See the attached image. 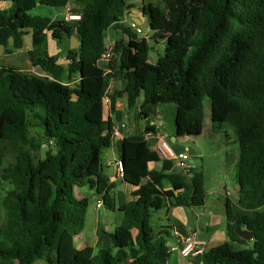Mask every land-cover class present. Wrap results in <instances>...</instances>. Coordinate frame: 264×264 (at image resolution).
Returning <instances> with one entry per match:
<instances>
[{"label":"trees","instance_id":"obj_1","mask_svg":"<svg viewBox=\"0 0 264 264\" xmlns=\"http://www.w3.org/2000/svg\"><path fill=\"white\" fill-rule=\"evenodd\" d=\"M71 1L0 5V46L8 54L23 50L30 30V62L43 74L0 65V186L6 184L0 264H167L172 227L153 228L152 212L204 204L201 169L192 167L190 175L175 170L143 133H132L121 142L122 181L147 180L138 198L117 208L109 194L113 185L100 173L111 139L104 124L109 78L123 82L117 94L126 95L129 109L174 103L176 139L201 134L203 99L209 98L212 127L227 124L235 133L237 204L249 214L233 218L226 202L227 240L202 252L201 261L264 264V0H142L150 38L164 45L155 62L147 36L124 23L135 6L130 0H82L75 21L30 13L38 5L65 8ZM110 28L125 38L113 43L106 75L99 60ZM71 36L80 45L67 47L68 63H59L48 41ZM5 151L13 157L7 165ZM156 161L162 162L159 170L149 167ZM164 179L170 189H163ZM81 187L102 193L105 207L120 214L108 234L111 244L76 248L88 206L86 197L75 195ZM236 228L252 231L251 238L240 237Z\"/></svg>","mask_w":264,"mask_h":264},{"label":"crops","instance_id":"obj_2","mask_svg":"<svg viewBox=\"0 0 264 264\" xmlns=\"http://www.w3.org/2000/svg\"><path fill=\"white\" fill-rule=\"evenodd\" d=\"M132 2V1H130ZM142 0L140 4L134 6L129 9L126 13L124 22L128 21H138L139 11L141 10ZM1 5V0H0ZM82 0H75L69 2L66 7L71 9V12L78 13L79 9L82 7ZM3 7V6H2ZM6 7V6H5ZM66 7L64 8L66 10ZM65 14V13H64ZM57 18V17H53ZM144 18H146L144 16ZM134 22V21H133ZM73 37V36H71ZM68 38V48L73 49L77 48V43L72 38ZM76 39L77 37L74 36ZM122 39V38H121ZM78 40V39H77ZM116 41V40H115ZM114 41V42H115ZM113 42V43H114ZM111 44V43H110ZM25 50V49H24ZM29 49L26 51L28 52ZM49 52V51H48ZM50 54V53H49ZM62 54H65L62 53ZM58 53L57 56L62 55ZM2 55V54H0ZM53 55V54H51ZM30 57V56H29ZM4 57L0 56V61L3 60ZM102 63L104 65H102ZM101 65L105 69L106 75L110 73V66H105V63L110 62H102ZM37 71V68L34 67ZM39 71V70H38ZM40 74H42L39 71ZM38 73V74H39ZM124 84L121 80H113L109 78L107 89H106V97L109 102L106 105V119L104 121L105 129H108L110 126L111 130V139H110V147L112 151V157H106V164L101 163V175L107 179V184H112L113 188L109 191V194L113 197L115 205L118 207L124 205L126 202L134 200L138 198L143 191L144 185L146 183V178H141L137 182H124L122 181V176L119 171L118 161L120 158L119 148H121V142L124 137L130 135L132 133H143L148 146L151 149H154V146L158 140V138L162 135L166 139H171L174 136V133L170 131H166L161 126L166 122V119L161 117L159 113V105L148 104L144 106L143 110H139V106L129 109L127 106V99L125 94H117L118 91L122 90ZM142 97L139 99L141 102ZM205 120L203 122L204 127ZM149 129H146V128ZM114 131H117L116 135H112ZM149 133V135H147ZM189 137L184 136L178 139L175 138L174 142L176 143L172 148L176 152L185 151L188 153V163L195 167V162L191 161V147L187 144V139ZM168 141V140H167ZM232 142H234L232 140ZM194 151V150H193ZM196 154V153H195ZM238 154V145L232 148V153H225L226 162L229 165L235 166L236 159ZM162 162L156 161L149 164L151 169L159 170L161 168ZM175 169V168H174ZM178 171V169H175ZM236 189H235V197H231V194L228 192L224 193L223 200L219 199L223 205L215 206L213 203L211 205L207 202V196L210 194V190L206 191V198L204 204L201 206H197L199 210H197L196 206H166L164 208L165 211L159 209V211L155 212L157 215V227H160L164 221H167L172 227L173 236L169 241V244L172 248V253L169 259H172V262L169 263V259L167 264H202L201 254L190 256V257H182L178 252V246L180 240L190 234H195L197 238L204 242L203 252L208 248L221 244L227 240L225 226H226V216H225V204L229 203L230 208L233 211V218L241 214H249V211L242 209L237 204L238 198V186L236 182L237 178V170L235 176ZM163 189H170L171 184L167 179L163 180ZM225 186V185H224ZM219 192L218 190H216ZM75 195L77 197H86L88 206H87V214L86 218L90 217L93 222L97 224L95 228V237H89L90 241L81 233L78 234L74 238V244L77 248H81L87 245H90L94 248H99L101 246L111 244V238L108 235L111 233L115 226L119 224L120 214L118 211H102L101 206H97L98 201L102 200V193H96L94 189H89L88 192L83 190L82 188L75 189ZM92 198L95 201V207L93 208L92 213L89 210V201ZM218 198L213 199V202H217ZM162 211V212H161ZM95 245V246H94ZM171 261V260H170Z\"/></svg>","mask_w":264,"mask_h":264},{"label":"rangeland","instance_id":"obj_3","mask_svg":"<svg viewBox=\"0 0 264 264\" xmlns=\"http://www.w3.org/2000/svg\"><path fill=\"white\" fill-rule=\"evenodd\" d=\"M9 0H1V6L5 7L8 5ZM132 3L137 6L140 4L141 0H130ZM154 1L155 0H145ZM66 10L63 7H51V6H44L38 5L35 8L30 10L31 14H38V15H47L50 17H57V18H64V13L66 14ZM65 19V18H64ZM132 22V21H131ZM130 21L124 22L127 26H130ZM131 27V26H130ZM134 31V29L132 28ZM139 36L145 35L147 36V41L151 47L149 56L152 62H155L158 55H160L162 48V43L157 45V42L154 39H151V33L148 32L147 34H138ZM74 37V36H73ZM105 42L109 45L113 44L115 40H120L121 38H125L124 33L121 30L110 28L108 29L105 34ZM70 38V37H69ZM24 40V49L8 54L2 46H0V56H3L4 59L0 61V65L6 66H14L17 67L19 70L26 72L27 74H34L38 76H43L40 74L38 69L37 71L31 65L30 62V55L26 51L31 47V35L30 30L27 29V32L23 36ZM74 42V41H73ZM68 47V38H63L61 41H56L54 39H49L48 41V51L50 54L57 55L58 53H64ZM103 64V63H102ZM104 65V64H103ZM106 66V63H105ZM39 73V74H38ZM76 78H72L70 80V85H74ZM203 111H204V127L202 129L201 134L198 136H192L187 139V144L191 147V161L195 162V168L201 169L204 174V187L206 191L210 190V194L207 196V202L209 205L213 203V199L218 198V200H223V196L225 192L231 194V197H235V179L233 178L236 173V166H231L227 164L225 153L228 154L232 153V148L237 145L235 133L233 129L228 126L227 124H222L219 127H212L210 121V101L207 96H204L203 99ZM159 113L161 117L166 119V122L161 126L166 131H170L171 133L175 131V124H174V116H175V104L172 102L169 103H161L159 104ZM33 132V130H32ZM171 147H173L178 142H171V139H167ZM232 140L234 142H232ZM45 150V146L37 153L38 157H43V153ZM121 148H119L120 153ZM194 150V151H193ZM196 153V154H195ZM112 157V151L110 147L103 149L102 152V161L103 164H106V157ZM13 161L12 154L9 151H5L4 155V165ZM174 168L178 169L176 164H174ZM225 185V186H224ZM6 188V184H2L0 186V200L1 196L4 193V189ZM86 192L89 191L88 187H81ZM218 190L219 192H217ZM89 201V210L92 213L93 208L95 207V201L90 198ZM103 204V203H102ZM166 208H161L163 212ZM102 211L108 209L105 205L102 206ZM197 210L199 208L197 207ZM159 211V210H157ZM153 211L151 215V225L153 228L157 227V215ZM161 211V212H162ZM117 212V211H116ZM97 224L91 220L90 217L86 218L84 221V228L82 233L90 241L89 237H95V228ZM161 226H170L167 221H164ZM76 246V245H75ZM95 246V245H94ZM235 247V245H234ZM77 248V247H76ZM171 260V261H170ZM172 262V259H169V263ZM40 264V263H37Z\"/></svg>","mask_w":264,"mask_h":264},{"label":"built area","instance_id":"obj_4","mask_svg":"<svg viewBox=\"0 0 264 264\" xmlns=\"http://www.w3.org/2000/svg\"><path fill=\"white\" fill-rule=\"evenodd\" d=\"M66 14H64V18L67 21H75L80 19L79 13H73L71 12V9L69 7H66ZM131 28H133L137 33L144 34L141 30V28L136 25L134 22H131L130 24ZM113 44L107 45L105 51L102 53L101 58L99 60L100 64L102 62H110L113 58V52H112ZM57 61L62 64H67V58L66 54L59 55L57 57ZM102 66V65H101ZM109 100L105 96L104 103L108 104ZM117 131H114L112 135H116ZM149 135V133L147 134ZM145 138V137H144ZM154 150L158 153L160 159L162 160H170L173 162V164H176L178 167V171L184 172L185 174L190 175V169L192 166L188 163L189 155L187 152H176L171 147L169 142L167 141L164 136H160L154 146ZM119 171L121 176H123V170H122V164L121 161H118ZM102 200L98 201L97 206L102 205ZM203 246L204 242L197 238L195 234H190L185 237H183L178 246V252L182 257H190L199 255L203 252Z\"/></svg>","mask_w":264,"mask_h":264},{"label":"water","instance_id":"obj_5","mask_svg":"<svg viewBox=\"0 0 264 264\" xmlns=\"http://www.w3.org/2000/svg\"><path fill=\"white\" fill-rule=\"evenodd\" d=\"M144 16H145L144 12L143 11H139L138 21H135V20H133V21H134V23L136 25H138L141 28V30H142V32L144 34H147L148 32L151 31V27H150V23L148 22L147 18H144ZM71 38H72L73 41H75L77 43L76 46L80 45V41L79 40H77L75 37H71ZM163 46L164 45L162 44V47ZM174 141H175V136H172L171 137V142H174ZM216 201H218V203L217 202H213V204L215 206H220L221 207L223 205L221 202H219V200H216ZM235 232L240 237H242V238H244L246 240H249L251 238V236H252V231H249V230H246V229L236 228Z\"/></svg>","mask_w":264,"mask_h":264},{"label":"bare ground","instance_id":"obj_6","mask_svg":"<svg viewBox=\"0 0 264 264\" xmlns=\"http://www.w3.org/2000/svg\"><path fill=\"white\" fill-rule=\"evenodd\" d=\"M107 64V63H106Z\"/></svg>","mask_w":264,"mask_h":264}]
</instances>
